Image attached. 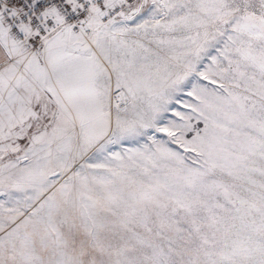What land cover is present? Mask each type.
<instances>
[{"label":"snow or ice","instance_id":"obj_1","mask_svg":"<svg viewBox=\"0 0 264 264\" xmlns=\"http://www.w3.org/2000/svg\"><path fill=\"white\" fill-rule=\"evenodd\" d=\"M0 264H264V0H0Z\"/></svg>","mask_w":264,"mask_h":264}]
</instances>
